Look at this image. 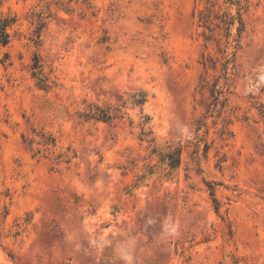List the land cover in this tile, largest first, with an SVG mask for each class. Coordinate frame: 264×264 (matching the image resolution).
<instances>
[{"label":"rangeland","instance_id":"obj_1","mask_svg":"<svg viewBox=\"0 0 264 264\" xmlns=\"http://www.w3.org/2000/svg\"><path fill=\"white\" fill-rule=\"evenodd\" d=\"M241 3L242 27L227 0H0V264H264V0Z\"/></svg>","mask_w":264,"mask_h":264},{"label":"trees","instance_id":"obj_2","mask_svg":"<svg viewBox=\"0 0 264 264\" xmlns=\"http://www.w3.org/2000/svg\"><path fill=\"white\" fill-rule=\"evenodd\" d=\"M229 3L237 4L238 10H237V16H229L228 20L226 21L227 23H234L235 20L239 23V25L242 27L243 26V19L241 17L240 10L242 8V3L241 0H227ZM11 25V21L7 18H0V45L4 46L8 43L9 41V33L7 32V28ZM238 27L237 30L240 31L242 28ZM38 65L35 63V66L33 68H37ZM141 100H144L143 96L141 97ZM141 102V101H139ZM85 117L89 118H96L102 121H110L113 118V115L110 113L109 109H102L98 106H91L89 108V111L87 113L82 114ZM177 162L176 160L171 163V167L176 166ZM215 200V199H214ZM216 201V200H215Z\"/></svg>","mask_w":264,"mask_h":264}]
</instances>
